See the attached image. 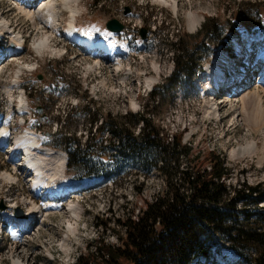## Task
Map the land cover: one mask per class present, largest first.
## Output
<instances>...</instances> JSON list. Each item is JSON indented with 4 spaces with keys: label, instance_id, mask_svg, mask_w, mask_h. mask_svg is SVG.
Here are the masks:
<instances>
[{
    "label": "rangeland",
    "instance_id": "374dc122",
    "mask_svg": "<svg viewBox=\"0 0 264 264\" xmlns=\"http://www.w3.org/2000/svg\"><path fill=\"white\" fill-rule=\"evenodd\" d=\"M175 1L177 9L174 11L159 0H97V2L80 0L78 4L80 15L76 18V25L80 31L91 36H105L108 33L105 23L115 19L127 26L128 32L125 33L128 35V42L131 40L133 42L129 55L119 58L122 63L120 67L116 68L117 64L114 62L101 59L103 62L100 72L97 69L89 71V65L94 66L95 60L98 59H94L93 55L83 54L75 44L58 34L53 40L56 52L46 56H35L32 51L41 33L37 34L30 20L14 11V4L12 6L11 1H1L0 11L10 8L4 16L19 31H14V34L25 35L26 40L25 48L19 58H7L0 64V71L6 73L5 82H0V91L3 89L1 87L3 83L10 85V79L14 78L19 64L22 66L23 62H28L30 66L25 64L27 67L36 65L34 71L31 70L24 77L19 76L18 81H13L24 87L27 116H30V120L25 125L36 132L37 138L42 141L40 143L42 148L65 153L64 148L53 146L52 140L66 133L74 136L82 144L87 137H91L92 151L87 153L93 156H97L99 152L105 154L102 150L99 151V144L103 145L104 142L112 144L116 140L115 137L109 139L106 131L100 137L97 136L98 128L105 126L104 130H106L108 127L106 123L117 124L125 131L138 136L144 127L140 115H144L152 126L158 129L162 140L171 142L170 139L180 134L181 142L190 147L188 155L178 157V170L189 166L187 160L193 154L199 151L203 154L214 151L224 160L229 172L224 182L229 188L230 195L233 190L245 185L259 184L262 190L264 189V93L261 92L262 111H255L253 115L250 113L246 126L239 115L241 106L239 92L244 90L243 88L237 87L238 94L234 96L232 105L221 106L220 102L228 93V90H225L215 105L219 110L213 114L207 108L208 101L201 91L203 88L201 83L205 78L202 75L204 71L194 75L192 85L185 75L182 78L187 79L186 82L182 81L175 87H166L164 83L163 87L157 88L154 98L148 91L147 79L154 78L152 85L160 86L167 77L177 55L175 46H172L173 42H179L182 50L189 54L193 51V45L198 44L200 39H202V47L199 46L196 50L201 56L203 67L213 61L215 55L228 52L233 59L230 66L235 71L237 62L243 60L237 54L240 51L234 49L237 43L242 50L244 43L249 40L253 44V52L264 45V39H259L250 32L255 27V2H261L263 5L264 0ZM64 13L62 19L66 16ZM189 16L198 18L196 30L190 27ZM231 18H235L236 21H231ZM204 23L215 26L214 37L203 34ZM140 28L146 30L144 40L139 37ZM110 36L116 42L120 40L119 42L124 43L125 36L120 35L118 38L114 34ZM6 40L0 38V47L3 51L7 49ZM57 49L60 50V54L65 51L66 55L61 56ZM92 60L93 63H90ZM111 65H114L113 69ZM246 65L249 66L250 63ZM38 75L40 78L37 77ZM188 77H193V74L189 73ZM248 80L243 79L239 85L242 86ZM250 80L251 84L249 87H244V93L254 90L255 87L260 88L255 79L251 77ZM21 90L18 89L17 93ZM179 94H182V100L179 99ZM36 106H39V112L35 110ZM84 106L90 107L89 115L83 111ZM4 110L6 117L13 115L12 109H2V114ZM7 122L10 125L14 123V119L10 118ZM90 125L89 132L87 128ZM14 131L18 133L23 129L14 126ZM250 142L256 143L257 148L254 152H245L238 156L232 154V150L240 146L244 147ZM17 159L18 156L7 155L0 149V216L8 213L11 206L13 213L18 209V205L21 206L22 212L25 211L27 204L21 202L31 194L25 178L20 174L13 180L1 178L4 170L11 171L14 165L20 164ZM169 166L173 164L170 163ZM143 172V169L137 167L134 162L127 163L120 172L114 173L115 177L103 178L79 195L77 193V196H69L59 202L50 201L52 208L56 206L59 209L65 207L66 209L60 212L50 210V214L48 213L46 217L42 216L43 220L38 216L40 223L33 226L21 239L13 234L3 236L0 245L6 246L0 253V261L11 264L13 251L10 252L9 249L16 241L21 244L27 243L22 249H26L30 254L24 251L31 256L33 264H72L77 255L86 252V247L97 236L107 244L117 245L120 242L118 233L123 237L124 229L115 220L130 215L132 209L135 210V214L142 207L144 198H152L164 186L163 178L155 169L150 170L146 175ZM80 173L74 168L65 167L66 183L76 181ZM10 199L12 201H9ZM33 199L38 204L42 201L38 196H34ZM71 201L77 204L78 216L69 211L68 205ZM262 203L259 202L258 206H263ZM248 206L253 207L250 203ZM254 218L258 217L256 214H251L250 221H254L258 226L257 231L262 232L263 221L261 222V219L255 221ZM68 219L72 224L74 223L73 232L68 230ZM100 219H106L107 226H98L96 222L99 223ZM240 224L241 222L235 223V225ZM219 237L215 234L213 242L218 241ZM63 242L64 250L61 245ZM240 248L245 258L250 259L256 258L261 252L258 246L252 247V250L245 246ZM90 249L94 250L93 246ZM224 258L222 250L219 253L211 251L208 261L200 264H224ZM190 263L198 264L196 261ZM232 264L246 263L245 259L243 261L232 259Z\"/></svg>",
    "mask_w": 264,
    "mask_h": 264
},
{
    "label": "trees",
    "instance_id": "16d2710c",
    "mask_svg": "<svg viewBox=\"0 0 264 264\" xmlns=\"http://www.w3.org/2000/svg\"><path fill=\"white\" fill-rule=\"evenodd\" d=\"M208 23L203 24V34L214 37L216 28ZM260 29L264 32V4L255 2L254 31ZM172 46L177 55L172 74L163 81L166 87H174L182 80L186 82L183 75L189 78V73L201 70V56L196 48L202 47V39L193 45L189 54L182 50L179 42H173ZM156 94L157 87L150 96L154 98ZM83 111L89 115L90 107L84 106ZM140 117L144 127L138 136L117 124L106 123V130L105 126L98 128L97 136L106 131L109 139L115 137V143L99 144V151L109 150L110 154L87 153L92 151L91 137L82 144L64 133L52 141L53 146L67 152L68 167L81 172L78 178L110 177L127 163L134 162L145 175L155 169L164 183L155 196L142 200V207L135 214L132 209L130 215L115 220L124 229L123 237L118 233L117 245L107 244L97 236L85 253L76 256L74 264H188L194 256L207 259L211 251L219 252L222 247L236 252L246 264H264V230L257 231V224L250 221L251 214H256L255 221L261 219L264 223V189L260 190L259 184L245 185L230 195L224 182L229 172L224 160L214 151L193 154L187 160L189 166L178 170V157L188 155L190 147L181 142L180 134L170 139L171 142L162 140L149 119L144 115ZM90 128L91 125L87 131L90 132ZM170 163L173 166H169ZM259 202H263V206H258ZM238 222L241 224L235 225ZM96 224L107 226L106 219ZM215 234L220 237L213 242ZM241 246L251 250L258 246L261 252L256 258H245Z\"/></svg>",
    "mask_w": 264,
    "mask_h": 264
},
{
    "label": "bare ground",
    "instance_id": "6f19581e",
    "mask_svg": "<svg viewBox=\"0 0 264 264\" xmlns=\"http://www.w3.org/2000/svg\"><path fill=\"white\" fill-rule=\"evenodd\" d=\"M29 1H22V2L16 1L15 3H13V2H11V3H12V6L14 4V6H13L14 11L17 14H21L25 18L30 20L32 27L34 30L37 31V34L41 33V35L39 37L40 39L38 38L39 41L37 43L35 42L36 44L34 43L35 44L34 49L39 52V51H42L43 48L51 47V45L54 44L53 39L56 35L55 32L57 31L55 26L59 22V16L61 14V12H60L61 7L65 8L69 12V15H68L69 22H70V25L72 26V21L74 20V16L79 12V9H78L79 0H39V1L36 0L35 3H32L31 0H29ZM159 1H161L166 6H169V8L171 7V9H173L174 11L177 9V3L175 0H159ZM37 5H40V7L38 10H35V7ZM9 10H10V8L9 9H7V8L1 9L0 24H1V22H4L3 24L10 22L8 19L6 20V18L4 16V14L7 13ZM189 21H190V27L196 29L197 23H199L198 18L196 16H189ZM50 30H51V32H50ZM65 30H67V29L65 28ZM53 33H55V34H53ZM68 33H71V31H69ZM81 34H84V33H81ZM71 35L74 37H77L78 42L82 43V45L85 48L86 47L88 48L91 46L90 45L91 44V40H90L91 36L89 34L85 33L82 37V35H80L78 31H74L71 33ZM101 39L102 38H98V43L102 44V47H104L106 49L107 53H105V54L106 55L111 54L115 50L116 45L108 43L109 38L102 39V40ZM20 41H21L20 35L14 34L13 32L8 34V39L6 41L7 49H9L10 52H13L16 50L17 51H16V53L9 54L8 57L5 56L6 59L7 58H13V57L19 58L18 56L22 53L23 50H18L16 47L19 46ZM8 45H10V46H8ZM52 49L54 52H56V48H52ZM59 51L60 50L57 49V52L60 54ZM257 51H258L257 55H262L264 57V45L260 46L257 49ZM220 54L215 55V57L213 58V61L211 60L210 61L211 63L209 62V64L206 65L205 70L202 73V75L205 78L201 83L204 90H203V88H201V91H202V94L204 93L206 101H208V103H206L207 105L209 104L207 108H209L211 110V113H213V114H216L217 110H219V109H217V107L215 105H216V102H218L219 99L222 97V94L219 95L220 93H222L221 90L226 89V88L225 89L222 88V85H221L222 82L221 81L223 80V78L220 77V75L217 72H218V69L222 67V64L229 57L226 54H222V55H220ZM74 56H77V55H74ZM113 59L116 61L115 64L118 65V66L116 65V68L120 67L121 66L120 64H122L121 61L118 60V58H116V57H113ZM15 61H17V60H15ZM97 62H99V61L95 60L96 64H97ZM94 67H95V65L92 66L90 64L89 65V71H92L93 69H95ZM98 68H100V66ZM100 69L98 70V72H100ZM1 71H0V82H3V81L5 82L4 77H6L5 76L6 73H5V71H3V72H1ZM238 75H241V74L240 73L234 74L235 77H237ZM153 81H154V78L147 79L148 85L150 86L153 83ZM256 81L259 84L260 88L255 87L254 90H252V91L247 90L248 92H246V93L243 92L245 89L239 92L240 93V97H239L240 98V105H241L239 115L241 116V120H243V123L246 126H247V121H248V118L250 116L249 115L250 113L253 115V113H255V111L256 112L262 111L261 92L264 93V68H261L258 70V75H257ZM1 87L3 89H2V92L0 91L1 92L0 95L2 93H7V94L11 93V88L6 83H3V85ZM237 94L238 93L232 95V93H231L230 96L225 95L224 99L220 102V105L224 106V105L231 104L233 102V99L235 98L234 96ZM20 102L21 103L23 102L22 98L20 99ZM251 117H253V116H251ZM2 129H3V127H1V125H0V130H2ZM36 137H37V135L35 136L33 132H28V131L25 133H21L19 136H17L16 142L18 144V147L16 149V152L13 153V156L14 155L18 156V160L20 161V164L14 165L11 168L12 169L11 171L10 170H4L1 173V178L7 179V180H9V179L13 180L16 178V175L18 173L19 174L24 173V172L27 173L29 170H31L30 172H28L30 174L27 175L29 177L27 180L29 182H31L32 185H34L39 190L38 192H39L42 200L47 201V202L45 201L43 203L38 204L34 199H31L28 196L24 199V201L21 202L22 204H25V203L29 204V206H27V210L25 213L21 212V210H20V212L18 211L15 214H13L12 213L13 207L11 206V210H10L11 212L9 211L8 213L3 214V216H5L6 218L10 219V217H11L12 219L16 218L17 220H19V222H18L19 226L17 228H16V226H14L15 227L14 230H15V233L17 235L20 234L21 236H25L26 234L29 233V231H26L25 233L21 234V231H22L21 229L23 228L22 225L24 224V221L23 222L20 221L21 219H24V218L26 219L28 216L34 214L33 217L35 220V218H37L38 216L40 218H43L42 216H47L48 213L51 212L50 210H52V211L55 210V212L56 211L60 212V211L65 210L63 208L59 209L56 206L53 208L50 207V206H52V203L50 202L51 200H49L51 198V196L54 195V190L52 189V183L57 179V177L62 173V171L64 169L65 153L61 152V151H57V150L53 151L50 148H42L38 144ZM256 148H257L256 143L250 142L244 147L240 146L236 150H232V154H236L238 156L239 154H242L245 152H254L256 150ZM19 149L24 153L25 158H26V163H23V160H21V156L23 154L21 152H18ZM87 182H91V180H89V181H87V180L82 181L81 180V182H78L76 185H82L83 186ZM42 188H45L48 191V193H49L48 196H46V193L44 194L41 192V190H43ZM61 190H62V188L58 189L59 192ZM29 199L32 201L30 202ZM9 201H12V199H10ZM20 207L18 205V209ZM68 207H69V211L73 215L78 216L77 204H75L71 201V202H69ZM69 219H68V221H69L68 230L73 232L75 230V226H74V223L72 224L71 220H69ZM10 228H12V227H10ZM64 244H65L64 242L61 244L63 247V250L65 247ZM25 246H27V243L21 244V243H19V241H16L11 246V248L9 249L10 252L13 251L11 264H33L32 260H31V256L27 255L29 253L26 252V249H22Z\"/></svg>",
    "mask_w": 264,
    "mask_h": 264
},
{
    "label": "water",
    "instance_id": "95a60500",
    "mask_svg": "<svg viewBox=\"0 0 264 264\" xmlns=\"http://www.w3.org/2000/svg\"><path fill=\"white\" fill-rule=\"evenodd\" d=\"M126 12H127V10L125 11V13H126ZM106 27H107L109 30H111V31H119V30L122 28V25H121L117 20H115V19H111V20L107 21V23H106ZM140 36H141L142 38H144V36H145V28H141V29H140ZM38 77H39V76H38ZM39 78H40V77H39ZM36 110L39 111L40 108L37 107Z\"/></svg>",
    "mask_w": 264,
    "mask_h": 264
}]
</instances>
